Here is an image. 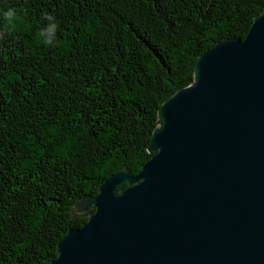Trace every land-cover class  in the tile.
<instances>
[{
	"label": "trees",
	"instance_id": "16d2710c",
	"mask_svg": "<svg viewBox=\"0 0 264 264\" xmlns=\"http://www.w3.org/2000/svg\"><path fill=\"white\" fill-rule=\"evenodd\" d=\"M263 11L264 0H0V264H49L87 221L75 202L139 171L164 101Z\"/></svg>",
	"mask_w": 264,
	"mask_h": 264
},
{
	"label": "water",
	"instance_id": "95a60500",
	"mask_svg": "<svg viewBox=\"0 0 264 264\" xmlns=\"http://www.w3.org/2000/svg\"><path fill=\"white\" fill-rule=\"evenodd\" d=\"M157 124L136 174L75 202L87 221L49 264H264V11L199 56Z\"/></svg>",
	"mask_w": 264,
	"mask_h": 264
},
{
	"label": "clouds",
	"instance_id": "9594fccd",
	"mask_svg": "<svg viewBox=\"0 0 264 264\" xmlns=\"http://www.w3.org/2000/svg\"><path fill=\"white\" fill-rule=\"evenodd\" d=\"M4 16L9 20L11 21L12 19H14V10L13 9H9L7 12L4 13ZM49 19H51V17H49ZM55 28H56V25L54 24H49L47 29L43 30L41 32V35L43 36L45 32H48V33H54L55 32ZM46 43H50L51 42V36H49L46 40H45Z\"/></svg>",
	"mask_w": 264,
	"mask_h": 264
}]
</instances>
